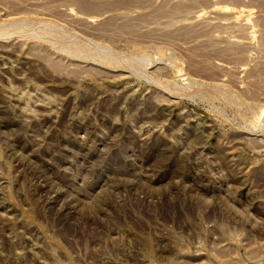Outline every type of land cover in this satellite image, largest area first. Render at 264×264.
I'll use <instances>...</instances> for the list:
<instances>
[{"label":"rangeland","instance_id":"obj_1","mask_svg":"<svg viewBox=\"0 0 264 264\" xmlns=\"http://www.w3.org/2000/svg\"><path fill=\"white\" fill-rule=\"evenodd\" d=\"M0 264H264V0H0Z\"/></svg>","mask_w":264,"mask_h":264}]
</instances>
